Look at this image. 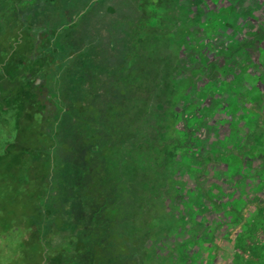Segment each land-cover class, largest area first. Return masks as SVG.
Listing matches in <instances>:
<instances>
[{
  "label": "rangeland",
  "instance_id": "obj_1",
  "mask_svg": "<svg viewBox=\"0 0 264 264\" xmlns=\"http://www.w3.org/2000/svg\"><path fill=\"white\" fill-rule=\"evenodd\" d=\"M19 13L31 16L24 40L27 31L40 36L45 16H54L50 34H65V50L71 55L59 73L64 108L55 109L50 92L29 94L31 102L45 105L31 127L37 137L57 121L58 141L74 145L84 134H78L81 123L110 107L125 112L136 99L147 100L151 111L160 113L161 104H169L159 81L169 73L181 90L170 95L176 98L174 105L170 102L176 114L172 134L176 139L192 134L194 142L177 154L173 186L162 202L163 217L156 221L158 234L147 243L139 264H264V128L252 134L251 150L239 152L246 157L202 161L206 153L245 148L247 123L254 119L249 106L264 95V37L251 38L264 29V0H32L24 2ZM27 46L13 53L5 71L9 75L10 67H17L11 78L17 80L11 90L17 103L25 73L19 56ZM40 50L38 46L32 52L35 63L41 60ZM214 61V67L207 66ZM166 62L168 72L161 73ZM195 65L202 77L191 80L187 73ZM51 71L57 74L58 67ZM45 82L42 75L37 85ZM2 91V97L8 96L3 86ZM35 114L37 110H31L29 117ZM45 118L50 121L44 125L40 122ZM103 121L97 120L98 128ZM115 121L108 123L110 129L127 119ZM4 133L0 125L2 144ZM73 158V153L61 152L59 160L62 164ZM57 173L63 176V168ZM5 239H0V248Z\"/></svg>",
  "mask_w": 264,
  "mask_h": 264
},
{
  "label": "trees",
  "instance_id": "obj_2",
  "mask_svg": "<svg viewBox=\"0 0 264 264\" xmlns=\"http://www.w3.org/2000/svg\"><path fill=\"white\" fill-rule=\"evenodd\" d=\"M26 1L32 0H0V70L6 81L13 53L25 43L24 28L32 26L31 16L19 13ZM31 49L27 46L20 53L24 65L25 52ZM40 51L39 58L45 53ZM45 69L43 64L32 74L25 71L21 100L13 102L8 95L3 104L0 125L6 141H0V239H6L0 264H139L147 243L158 234L156 221L163 217L162 202L173 186L177 154L190 143L188 133L180 139L172 134L176 114L170 102L174 105L176 98L168 93L171 82L159 81L169 104H161L160 113L140 99L122 113V108L113 112L110 107L81 123L78 134H84L71 145L58 141L57 121L40 130L39 137L31 130L33 120L42 116L43 105L31 102L26 92L35 79L42 75L48 79ZM57 95H52L54 107L61 110L65 104ZM31 110L38 113L33 118ZM121 116L127 122L110 129L108 123ZM98 119L105 126L101 122L98 128ZM13 131L15 139L8 142ZM61 152L73 153L74 158L61 164ZM214 159L212 154L202 157L208 163ZM59 167L63 176L57 173ZM6 243L12 248H6Z\"/></svg>",
  "mask_w": 264,
  "mask_h": 264
},
{
  "label": "flooded vegetation",
  "instance_id": "obj_3",
  "mask_svg": "<svg viewBox=\"0 0 264 264\" xmlns=\"http://www.w3.org/2000/svg\"><path fill=\"white\" fill-rule=\"evenodd\" d=\"M45 17H46V26L44 27L45 28V30H44L45 32L40 31V32H43V33L42 34L40 33L41 35L37 36V37L34 36V35H31L30 32H28V34H27L28 38H26L25 40L23 39V42H25V43L28 42L29 43L28 46L32 48L31 49L32 51H30V52L26 51L25 52V56L24 57L27 58L28 61L26 60L25 65L23 64L24 62H22V65H24L25 71L30 72V74H32L33 73L32 71H37L38 70V65L41 66V65L44 64L46 66V69H45V72H44L45 73L44 76H46L48 79H47V82H45L44 84H40V85H37V83H38V81L40 79H38V81H33L32 85L29 86V88H28L29 92L26 90L27 91L26 93H32V92L37 90L38 93H43V92L47 91V92L52 93V95H53V93H55V91H56V93H58L57 96L60 97V95H59L60 94L59 73L65 69L64 61L66 59V53H68L65 50L66 46H67L66 43H65V34L64 35L60 34L61 36L59 35V37L57 36V38H56L57 40L55 38H53V36L50 34V31L52 30L51 24L52 23L55 24L56 23V19H55L54 16H49V15H47ZM73 21H71L70 25L74 24ZM258 32L259 31H255L251 38L252 39L253 38L261 39V38L264 37V29L260 32L261 34H259ZM245 40H247V39L246 38L244 39L243 44L246 43ZM22 46L20 45V47H22ZM38 46H41V48L44 50L45 53L43 52L44 54L42 55V58H40L41 60L35 63V61H33L35 59V57L33 56V53H34L33 50H34V47H36L38 49ZM58 56H61V58L60 59H56V57H58ZM70 57H71V55H68V58H70ZM214 64H215V61L213 63H208L207 66L214 67L216 65V64L215 65ZM168 65H169V63L165 64V66L162 67V70L164 72L162 71L161 73H165V72L167 73L168 72V67H169ZM53 66H57L58 67V73L57 74H55L54 72L51 71ZM198 68H199V66L195 65V67L192 68L193 69L192 73H189V71H188L187 75H188V77H190L191 80H196L197 78H201L202 77V75L200 73V69L201 68H199V70H197ZM12 69H14V70L11 71ZM12 69L10 67V74L7 75V77H10V79L7 80V81L4 78H1L2 74H1V70H0V124L2 122V116H3L2 112H3V109H5L3 104L7 100V98L2 97V93H3L2 86H3V88L5 90H7V89H9V90L11 89L12 90V88L14 89L15 85L17 84V83H15V82H17V80H15L16 77L11 79L12 76L14 74H16L17 67L15 66ZM194 72H195V74H193ZM25 74L26 73H24V75H22L24 78L26 76ZM161 79H163V78L161 77ZM161 79H160V81H161ZM164 80H168V81L171 82L170 88L168 90V93H181V90H179V87H178L177 83L176 84L173 83L174 79H173V77H171V73H169V76L165 75L164 76ZM33 85H35V86H33ZM172 86L174 88H176V89L174 90L172 88ZM177 89H178V91H177ZM23 93H25V91ZM7 94L10 97L12 96V93H7ZM37 103L38 104H42L40 102V100H38ZM263 104H264V95H260V96H257L255 98H253L252 102H251V104L249 106V113H250L249 115L254 116L253 117L254 119L252 121H248V123H247V125H249V126L246 129V133L244 134V137H248V138L246 139L247 142L245 141V143L243 144V145H245V148H243L241 146L240 147H236V148H230V149L227 148V149L224 150V151H226L224 153L221 152V151H217V152H212V153H206L205 155H209V154L215 155V159L214 160H216V162H219V160H220V158H218V155L220 153H223L225 155H232V156L236 155V156H238L240 158H241V155L245 156L246 152L244 153V151H243V154L239 153V152H241L243 149L244 150H251L252 134H254V131L256 129L264 128V106H263ZM42 105H43L42 109H44L45 105L44 104H42ZM58 105H59V103H58ZM260 126H262V127H260ZM189 136H190V138H189L190 139V143L189 144H191V143L194 142V138H193L192 134H189ZM246 159H248V158H246ZM238 219L240 221H243V220H245V217H242V216L239 215Z\"/></svg>",
  "mask_w": 264,
  "mask_h": 264
}]
</instances>
